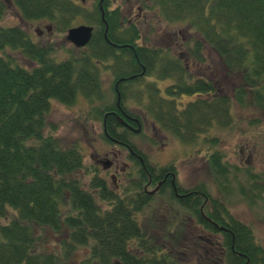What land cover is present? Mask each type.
<instances>
[{
    "label": "trees",
    "instance_id": "1",
    "mask_svg": "<svg viewBox=\"0 0 264 264\" xmlns=\"http://www.w3.org/2000/svg\"><path fill=\"white\" fill-rule=\"evenodd\" d=\"M12 1L26 21L48 19L64 29L80 12L70 0ZM147 7L160 23L184 24L199 37L191 62L203 65L206 48L212 49L230 73L242 76L243 89L233 98L222 94L212 82L191 76L172 51L163 55L139 48L115 56L105 43L102 26L87 54L64 63L56 62L50 48L37 46L21 29L0 27V54L18 52L36 66L29 70L0 55V264H69L82 249L89 254L80 264H182L190 254L183 239L185 215L178 210L182 204L177 201L169 211L177 227L171 229L169 222L145 227L153 203L161 205L158 199L141 194L139 183L127 186L122 196L97 176L85 185L81 150L64 148L45 133L53 103L71 107L80 96L105 102L100 67L106 63L111 64L116 83L134 79L120 85L123 106L137 103L142 112L147 108L144 115L184 144H195L214 127L230 126L234 103L245 109L249 99L247 109L264 111V0H150ZM128 34L125 42L135 36L128 39ZM109 38L112 41V27ZM143 70L146 74L140 78ZM148 78L156 82L147 83ZM172 81L166 90L158 86ZM184 97L196 99L183 106ZM112 124L109 121L108 126ZM219 157L212 156V170L229 184L230 172ZM197 191L202 196L196 195L197 227L221 234L223 241L214 243L197 234L196 264H264V246L251 227L230 217L208 192ZM255 193L252 198L260 197L259 190ZM245 194L243 198L248 197ZM206 199L204 213L225 231L203 217ZM44 228L66 232L58 252L39 250L36 229Z\"/></svg>",
    "mask_w": 264,
    "mask_h": 264
},
{
    "label": "rangeland",
    "instance_id": "2",
    "mask_svg": "<svg viewBox=\"0 0 264 264\" xmlns=\"http://www.w3.org/2000/svg\"><path fill=\"white\" fill-rule=\"evenodd\" d=\"M8 1L0 0V27L21 29L37 46L50 48L58 63L67 62L72 58L78 59L84 53L67 41L68 30L91 26L90 16L96 9L97 2L86 0V4H82L78 0H71L80 9V12L73 25L69 29H64L56 27L50 21L32 22L26 21L23 17L18 19L17 15H22L21 10L10 0L16 9L13 10ZM111 1H113L111 10L121 9L125 13L130 9L131 5L128 7L129 0H117L116 3L114 0ZM130 1L133 7L135 1ZM138 7L140 6H134L133 19L138 15ZM139 28L148 46L156 48L157 44L158 49H173L176 53L175 58L179 59L181 56L189 68L190 75L196 80L204 79L212 82L218 91L230 98H233L238 90L243 89L242 76L230 73L222 59L212 49L206 48V61L203 65H196L191 62V49H193L194 42L200 39L188 26L184 24L167 26L161 24L155 15L146 12L143 13ZM37 31L42 34L38 36ZM0 55L6 58L10 56L26 69L32 70L36 67L21 53L8 50L7 54ZM110 65V63H106L100 67V79L105 102H91L80 96L71 107L53 103L47 117L46 135L54 136L64 148L76 146L81 150L85 165V171L81 172V175L84 176V183L87 186L92 178L98 174L95 172L94 163L91 159L94 150L98 151L102 146L108 152L113 149L102 141L103 119L100 115L105 106L116 104L114 93L116 74L109 70ZM147 80V83L156 82L153 78ZM173 83V81L159 83L158 86L161 90H166L167 87L174 85ZM195 99L184 97L180 99V103L186 106ZM248 100L245 99V109H239V106L234 103L233 121L230 126L214 127L208 130L200 136L195 144L181 143L170 131L160 126H158L160 130L155 131L152 127L149 129L150 131L143 129L142 133L130 137L129 140L140 148L153 163L159 165L177 164L179 180L182 184L196 186L197 190L202 189L208 192L217 203H220V206H225L230 217L250 226L256 241L264 246V111H259L253 106L247 109ZM125 106H127L125 107L126 111L130 114L139 115V117L143 115V118L146 117L153 121L150 115H144L147 108H144L145 110L142 112L137 103H128ZM215 155L222 158L227 171L230 172L229 184L224 183V179L218 178L212 170L211 159ZM126 159L123 154L118 164L123 165V161ZM127 161L129 160L127 159ZM255 190L260 191V197H257V200L252 198L257 195ZM242 193H246L245 195L248 197L243 198ZM164 201V199H158L157 203L161 202L160 207H156L153 203L155 209H150L146 214L145 227L158 228L164 222L171 223V229L177 227V224L174 223L175 220L169 214L170 209L166 208L167 203ZM150 222L156 223L152 225L149 224ZM156 224L160 225L157 226ZM184 229H187L183 238L185 239L184 246L189 248L190 254L187 253L184 256L182 264H196L197 234L203 235L214 243L223 241L221 234H212L203 231L200 227ZM158 230V232H163L162 229ZM65 233V231L55 232L50 228L36 229L39 250L58 252L59 242L66 237ZM203 236L201 238H204ZM87 254H89V250L78 251L69 264H80Z\"/></svg>",
    "mask_w": 264,
    "mask_h": 264
},
{
    "label": "flooded vegetation",
    "instance_id": "3",
    "mask_svg": "<svg viewBox=\"0 0 264 264\" xmlns=\"http://www.w3.org/2000/svg\"><path fill=\"white\" fill-rule=\"evenodd\" d=\"M78 1L82 4H86V0ZM93 1L97 2L98 5L96 8H98L99 12H96L95 9L90 16V21H92V23L89 27L94 30L93 38L102 26L105 30L103 36L105 43L110 46L115 53V56H120L121 53L129 49H134L137 52V49L139 48H146L148 50H159L163 55H167L169 51H172L175 57L176 53L173 49H158L157 44L156 48L150 47L147 45L146 39H143L142 37L139 24L143 18V13L149 12L147 5L150 0H133L135 1L134 6H140L138 7V15L135 19H133L135 9L134 6L132 7L130 0L128 2V7L131 5L130 9L129 11H125V13H123L121 9L111 10V5H113V1L111 0ZM70 2L75 5L73 1L70 0ZM116 2L117 0H114V3ZM8 4L13 10H16L10 0L8 1ZM101 8L104 11L105 17L102 16ZM152 14L155 15V18L159 21L157 15L155 13ZM17 17L20 19L22 18V15H17ZM43 21L49 20L41 19L32 22ZM111 27L113 29L112 41L109 38ZM119 29L121 31H119ZM128 31H130L128 39H130L132 34L135 36L133 40L130 39L128 42H125L123 36L129 35ZM36 34L40 36L42 33L37 31ZM162 39H164V37H162ZM151 43L153 44V41ZM89 46L81 51L87 54L89 52ZM179 60L182 61V63H185L181 56L179 57ZM187 69L189 70L188 66ZM145 74L146 70H143L142 75H139V77H144ZM133 80L134 79L125 80L122 83H129ZM122 83H116L114 87L116 104L108 108L107 111L103 110L100 113L103 119L102 141L107 143L113 149L108 152L107 149L102 146L98 151L94 150V154L91 155L95 172L96 174L98 173L97 177L103 179L106 184L110 185L119 196L125 194L124 191L127 189V186H136V183H139L138 186L140 187L141 194H144V196L152 198L153 200H157L161 197L162 200H165L164 203H167L166 208H169L170 210L174 209V204H178L179 202L182 206L181 208L179 207L178 210L181 214L185 215L182 222L183 228L192 227L193 229H196V195L201 199V192L196 190V186H188L180 182L177 164L169 163L159 165L153 163L140 148L135 146L129 140L130 137L142 133L143 129H147L148 131H150V127L153 128V131L160 129L148 118H143V115H141L140 118L139 115H133L126 111L122 104L120 89ZM109 121L113 123L110 127L108 126ZM150 123L151 126H149ZM109 128L112 131V134L109 132ZM123 154L129 161L126 159L123 161V165H119L118 162ZM207 201L208 199H206V202L201 207L202 212L207 205ZM184 205L188 206L187 209H184Z\"/></svg>",
    "mask_w": 264,
    "mask_h": 264
},
{
    "label": "water",
    "instance_id": "4",
    "mask_svg": "<svg viewBox=\"0 0 264 264\" xmlns=\"http://www.w3.org/2000/svg\"><path fill=\"white\" fill-rule=\"evenodd\" d=\"M102 16L105 17L104 11L101 8ZM94 30L93 28L89 27H78L75 29H72L68 32L67 41L74 46L78 50L86 49L93 38ZM125 80L120 81V83L124 82ZM206 220H208L211 224H214V222L205 217ZM217 228H219L220 231H225L226 229L224 227H220L218 224H214Z\"/></svg>",
    "mask_w": 264,
    "mask_h": 264
}]
</instances>
